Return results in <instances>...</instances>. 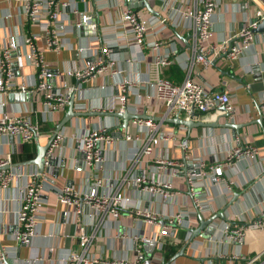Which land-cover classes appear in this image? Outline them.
<instances>
[{
  "label": "crops",
  "instance_id": "obj_1",
  "mask_svg": "<svg viewBox=\"0 0 264 264\" xmlns=\"http://www.w3.org/2000/svg\"><path fill=\"white\" fill-rule=\"evenodd\" d=\"M68 1L70 6L60 7V15L54 24L65 45L60 52H55L47 48L46 38L40 26L28 23L21 3L16 0H0V49L15 42L17 48L13 49L12 61L17 59L15 56H20L21 65L12 78L14 84L24 83L30 88L35 84L36 69L29 65L23 56L26 51L24 36L35 33L38 34L35 43L44 60L62 74L56 83L68 84L71 97L74 96L73 107L76 112L111 108L116 93V81L121 77L132 80L139 87L143 93L141 100L136 102L135 95L130 93L127 110L130 113L160 119H154L163 132L158 133L159 142L155 146V154L180 160L188 153L190 157H198L209 166L220 161L236 140L250 143L264 153V118L260 115L258 105L261 95L264 94V33L255 32L253 43L235 59H229L220 53L205 66L193 59L195 33L189 25L183 24L178 16V11L184 10L187 5L189 8L195 7L199 0H188L187 5L184 0H146L158 15L144 7L136 11L143 17L153 15L165 18L166 23L162 27L150 28L146 33L141 47L142 56L134 61H127L131 50L113 48L112 56L116 59L114 74L107 72L82 81L64 75L63 71L69 65L81 66L84 58L99 47L102 32L106 39L113 40L111 22L120 16L125 7L134 9L129 6L128 0H106L105 5L97 10L94 0ZM215 1L217 8L212 15L210 42L217 45L238 32L264 8V0ZM82 14L89 17V23L77 30L75 23ZM93 24H96L95 31L92 29ZM100 25L104 26L102 32ZM153 41L160 43L157 50L148 47V42ZM156 55H167L170 60L162 66L159 72L161 78L179 84L186 77H190L209 92L227 94L234 106L233 116H224V111L218 107L194 118L218 125L188 129L181 124L166 122V119L174 117L186 118L188 114L180 112L179 116L171 117L163 102L147 87V79L152 75L149 63ZM20 93L24 92L2 91L0 111L10 114L21 110L26 113L39 125L40 136L37 140L25 143L16 137L0 135V160L9 157L7 165L0 170L11 171L20 168L23 173L7 187L0 186V248L8 250L5 256L7 264H29L25 262L26 259L38 255L40 258L30 264H64L65 262L61 261L62 256L79 250L77 235L81 226L92 235L86 255L103 260L133 258L135 250L132 241L138 237L136 245L144 253L146 264H170L171 260L174 261L173 264H264V230H247L240 246L220 236V228L224 222H236L242 216L248 220L264 207V160L261 157L242 159L224 167V178L232 188L229 192L215 185L210 177L203 178L204 187H198L196 190L202 197L210 196L213 204L212 210L201 216L202 221L222 209L224 216L214 218L209 225L200 227L201 220L193 212V200L188 194L185 180V173L195 169L194 165L187 162L175 175L169 170L160 173L159 179L167 180L172 186L174 195L171 198L163 199L157 192L150 193L140 190L137 186L127 185L126 179L132 178L141 170L146 173L150 170V165L147 166L149 157L140 156V163L134 160V153L141 149L147 133L136 126L132 119L128 120L125 129H120L118 126L122 123L121 118L110 115L74 116L59 130L64 138L54 149L55 164L44 170L40 179L45 201L43 218L36 226V233L30 245H19L13 235L17 223L16 211L19 207L18 187L29 180L26 174L38 172L36 164L28 161L35 157L37 145L47 143L56 124L68 109L67 105L62 110L47 112L38 94L24 93L21 98ZM77 103L85 109L77 108ZM225 122L234 124L235 127L224 126ZM98 126H104L112 132L120 130L122 135L114 134L113 142L104 146L100 169L96 172L85 166L83 153L73 136ZM168 131L173 132L170 139L164 135ZM126 132L131 135L139 133L141 142H125L123 135ZM183 139L188 142L185 150L180 146ZM93 172L101 177L97 192H116L120 194L121 202L127 206L119 208L116 217L100 210L95 213L88 205H83L82 213L77 214L75 206L58 201L56 190L64 185H72L75 190L84 193L94 180ZM131 206L157 212L164 221L178 210H184L189 216L182 218V223L175 227L174 232L161 238L163 246L159 252H155L154 247L158 248L157 233L160 226L134 216ZM89 213H92V216H88ZM199 228L198 233L193 234V230ZM210 228L211 233H208ZM120 231L124 234L118 235ZM257 254L260 256L253 263L233 258L235 255L251 258Z\"/></svg>",
  "mask_w": 264,
  "mask_h": 264
},
{
  "label": "built area",
  "instance_id": "obj_2",
  "mask_svg": "<svg viewBox=\"0 0 264 264\" xmlns=\"http://www.w3.org/2000/svg\"><path fill=\"white\" fill-rule=\"evenodd\" d=\"M21 3V8L26 15L27 21L31 25L40 26L44 37L46 38V46L50 50L60 52L64 48V42L60 39L58 31L55 28V22L60 15V7H69L68 0H16ZM187 5L188 0H184ZM106 0H94L95 10L105 5ZM217 8L215 0H199L195 7L181 9L178 14L179 19L185 25H189L195 33L194 55L193 59L208 66L215 56L220 53L225 54L229 59H235L244 50L248 49L255 38V28L258 22L264 18V8L257 12V15L242 28L217 45L210 42L212 35V15ZM45 20L43 21L42 19ZM89 17L85 14L80 16V19L75 23L77 30H80L84 25H88ZM166 23L165 18L150 15L143 17L137 11L125 7L119 17L111 22L110 27L113 29L114 38L108 40L105 38L102 30L104 26H99L102 32V38L99 47L86 56L81 66L76 67L69 65L63 71L68 77H75L78 80H89L96 76L110 72L111 75L115 72L116 59L112 56V49H127L130 51V58L127 61H134L137 57L142 56V43L146 33L150 28L162 27ZM92 26V25H91ZM92 29L96 30V24H93ZM38 34L30 33L23 38L26 51L24 57L28 64L36 69V81L33 87H26L24 83L14 84L12 78L16 75L18 67L21 65L20 56H15L17 59L12 61L13 49L17 48L15 42L0 49V93L2 91H22L27 94L36 93L41 97L42 106L47 112L62 110L68 105L71 98L69 86L65 82L57 84V80L62 74L51 68L44 60L41 50L36 46L35 40ZM160 43L157 41L148 42V47L157 50ZM167 55H156L149 63V68L152 75L149 76L146 82L147 87L153 90L155 97L161 100L166 108L168 115L179 116L180 112L188 114L190 110H195L199 113L208 112L218 107H224V112L228 116H233L234 106L229 101L227 94L222 92H209L200 83L195 82L190 77H186L179 84L161 78L159 72L162 66L169 63ZM116 93L113 96L112 106L105 110H87V111H108V112H129L127 110L128 98L134 94L135 101L139 102L143 96L138 86L132 80L121 77L116 81ZM74 99V96H72ZM259 112L264 118V94L261 95L259 101ZM78 104V103H77ZM77 108L84 106L77 105ZM132 122L142 128L147 133V137L141 146V149L134 153V160L137 163L141 162L142 157H149L147 166L150 165V170L146 173L144 170L130 179H126L127 185L137 186L140 190L150 193L157 192L163 199L171 198L174 192L172 186L167 180H160L159 175L164 170H169L172 175L179 172L184 167V164L189 162L194 165L193 170L185 173V180L188 185V194L193 200V212L199 218L212 210L213 199L210 196L200 195L196 188L204 187L203 178L210 177L219 188L223 187L227 192L232 190L229 182L226 181L223 175V169L226 165L238 162L242 159H255L261 157L264 160V153L256 146L236 140L234 145L226 151L225 156L209 166L198 157H190L188 153L183 156V159H172L161 154H155V146L158 144V133L160 125L151 117L133 118ZM120 130L110 131L104 126L93 127L88 130H83L78 134H74L73 139L79 145V149L83 153V160L86 167L98 171L100 169L101 152L104 146H108L113 142L114 134L122 135ZM163 133V132H162ZM0 135L19 138L22 142H30L37 140L40 136L39 125L33 122L26 113L18 110L16 113H6L0 111ZM167 139L173 136V132L168 131L164 134ZM163 136V135H162ZM161 136V137H162ZM64 135L58 131L50 142L45 152V167L49 165L47 161L55 160L54 149L59 141H62ZM125 142L134 144L140 143L139 133L131 135L129 132L123 135ZM180 146L183 150L188 147L186 139L181 140ZM142 156L141 158H139ZM9 157L0 160V168L7 165ZM43 171L26 174L29 176L24 184L18 187L19 207L16 211V228L13 232L14 239L19 245L29 246L33 236L36 233V226L44 213V199L42 193V183L40 179L43 176ZM20 168L11 171L0 170V186L5 188L11 181L20 178L22 175ZM94 180L84 193H80L72 185H64L56 190L58 201L65 205L75 206L77 214L82 213L83 205H88L90 210L97 213L100 210L103 213H109L116 217L118 209L127 207L121 202L120 194L116 192L98 193L97 187L101 184V177L93 172ZM125 181V179H123ZM206 186V184H205ZM134 216L145 219L147 222L159 225L160 229L157 233L158 250H161L163 241L161 238L174 232L175 227L179 226L184 217H188V213L184 210H178L174 214L169 215L166 221L157 212H152L147 208H135L131 206ZM88 216H92L89 213ZM165 223L162 224L161 223ZM247 230H264V207L261 208L255 216H251L248 220L244 216L239 217L236 222L226 221L220 228V236L228 242H235L238 246L244 241V236ZM124 232H118V235H123ZM79 242L78 251H70L65 256L61 257L64 264H146L144 253L137 247L136 242L139 239L135 237L132 241L135 250L133 258H117L103 260L87 256L86 253L90 247V239L92 235L85 231L81 226V230L77 235ZM143 236H141L142 238ZM160 238V239H159ZM8 250L0 248V264H5V256ZM260 254L254 257L246 258L245 256L235 255L233 258L245 259L247 263H253L258 260ZM40 258L31 256L26 259V263H35ZM173 260L170 264H173Z\"/></svg>",
  "mask_w": 264,
  "mask_h": 264
},
{
  "label": "water",
  "instance_id": "obj_3",
  "mask_svg": "<svg viewBox=\"0 0 264 264\" xmlns=\"http://www.w3.org/2000/svg\"><path fill=\"white\" fill-rule=\"evenodd\" d=\"M128 1H129V6L130 7H133L134 11H136V9H138L140 7H144L148 11H150L151 13L158 15L157 12H155L154 10H152V8L150 7L149 3L146 0H128ZM254 32L264 33V18L261 19L258 22V24H257ZM19 96H21V98H23L24 97V93L23 94L20 93ZM73 102H74V99H73V97H71L70 100H69V102H68V109H67V111L65 112V114L61 118V120L56 124L55 130H54L53 134L51 135V137L49 138V140L47 141V143L44 144V145H37L35 157L32 160L28 161V162H31V163L36 164V166L38 167V172L39 173H41L43 171L44 167H45V152H46L47 147L49 146V144L52 141V139L55 136V134L59 130H61L62 126L70 118H72L74 116H79V115H110V116H116L118 118H121V120H122V123L118 127L120 129H125L126 126H127L128 120L133 119V118H138V117H142V118H146L147 117L145 114L140 115V114H134V113H129V112L120 113V112H116V111H113V112H108V111L76 112L74 110V107H73ZM220 109L222 111H224V107L221 106ZM223 115L224 116H227L228 114L226 112H224ZM198 116H200V113L192 109L188 113V117H186V118L174 117V118H171V119H166V122L173 123V124H181V125L185 126L188 129H190L192 127H197V126H214V125H218L217 123H205V122H202V121L194 120V118L195 117H198ZM152 119L160 120V119L155 118V117L152 118ZM223 125L224 126H227V127H231V128H234L235 127L234 124H231L229 122H225ZM119 133H121V132H119ZM47 164L49 166L50 165H54L55 164V161H47ZM223 210L224 209L218 211L216 214L210 216L206 220H203L202 221V219L200 218V220H201L200 221V223H201L200 224V227H202L203 225H209L214 220V218L223 217L224 216ZM199 230H200V228L198 230H193V234L198 233ZM211 230H212V228L209 229V232L208 233H211L210 232ZM154 249H155V252H159L160 251V250H158L155 247H154ZM4 262H5V264H7L5 260H4ZM163 264H166V262L163 263Z\"/></svg>",
  "mask_w": 264,
  "mask_h": 264
},
{
  "label": "rangeland",
  "instance_id": "obj_4",
  "mask_svg": "<svg viewBox=\"0 0 264 264\" xmlns=\"http://www.w3.org/2000/svg\"><path fill=\"white\" fill-rule=\"evenodd\" d=\"M26 143V142H25Z\"/></svg>",
  "mask_w": 264,
  "mask_h": 264
}]
</instances>
